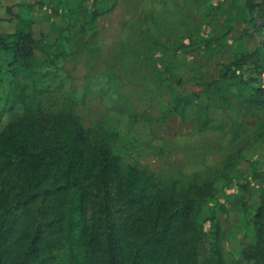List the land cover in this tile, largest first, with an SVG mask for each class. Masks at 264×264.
Segmentation results:
<instances>
[{"label": "rangeland", "instance_id": "rangeland-1", "mask_svg": "<svg viewBox=\"0 0 264 264\" xmlns=\"http://www.w3.org/2000/svg\"><path fill=\"white\" fill-rule=\"evenodd\" d=\"M90 1L63 0L58 13L57 5H36V34H48L45 52L37 67L18 76L4 57L0 129L27 107L40 106L73 108L85 126L117 131L124 164L148 170L161 183L196 178L215 186L197 264H210L208 215L219 202L226 203L217 212L225 264H257L264 175H253L264 172V111L248 105L246 92L220 73L223 64L244 57V74L264 85L263 0L254 10L245 0H100L106 11L95 20L66 8ZM97 204L90 186V223ZM49 238L58 252L69 246L62 237ZM122 241L127 252L149 243L130 235ZM143 251L146 263L162 254L149 245Z\"/></svg>", "mask_w": 264, "mask_h": 264}, {"label": "trees", "instance_id": "trees-1", "mask_svg": "<svg viewBox=\"0 0 264 264\" xmlns=\"http://www.w3.org/2000/svg\"><path fill=\"white\" fill-rule=\"evenodd\" d=\"M53 1L0 0V67L5 56L15 76L40 64L48 34H36L34 10L52 4L58 13L63 0ZM245 5L254 10L256 0ZM66 8L91 20L106 11L100 0ZM243 59L223 64L220 78L241 87L248 105L264 111V85L244 74ZM117 139L115 130L85 126L73 108L29 106L0 129V264H197L204 211L215 186L196 178L161 183L148 170L124 164ZM263 175L255 171L253 177ZM90 186L98 192L92 223ZM225 209L219 202L209 211L210 264H225L217 215ZM24 218L31 223L24 224ZM261 233L253 253L257 264H264V227ZM123 235L149 243L127 252ZM50 236L66 239L69 246L58 252ZM146 245L162 254L146 263Z\"/></svg>", "mask_w": 264, "mask_h": 264}]
</instances>
